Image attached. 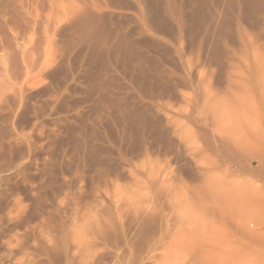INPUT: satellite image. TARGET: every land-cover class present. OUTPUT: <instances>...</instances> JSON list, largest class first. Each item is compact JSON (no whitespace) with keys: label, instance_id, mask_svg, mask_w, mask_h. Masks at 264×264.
<instances>
[{"label":"rangeland","instance_id":"obj_1","mask_svg":"<svg viewBox=\"0 0 264 264\" xmlns=\"http://www.w3.org/2000/svg\"><path fill=\"white\" fill-rule=\"evenodd\" d=\"M62 245L264 264V0H0V264Z\"/></svg>","mask_w":264,"mask_h":264},{"label":"bare ground","instance_id":"obj_2","mask_svg":"<svg viewBox=\"0 0 264 264\" xmlns=\"http://www.w3.org/2000/svg\"><path fill=\"white\" fill-rule=\"evenodd\" d=\"M65 241H66V240H65ZM59 244H60V243H59ZM64 245H65V244H64ZM68 246H69V245H68ZM84 246H85V245H84ZM86 246H87V245H86ZM61 247H62V252H64V256L62 257V258H64L62 264H72V260H73V257H74V256H73V252H72V254H71L70 252L68 253L67 251L69 250V248H67L66 246H63V245H62ZM57 248H58V247H57ZM65 248H67L68 250L66 251ZM9 249H10V248H9ZM33 249H34V248H33ZM45 249H46V248H45ZM49 249H50V248H49ZM86 249H87V248H85V251H86ZM10 250H11V249H10ZM43 250H44V249H43ZM43 250H42V253H43ZM58 250H60V252H61V249H60V248H59ZM31 251H32V250H31ZM35 251H36V250H35ZM35 251H34V252H35ZM37 251H38V249H37ZM39 251H41V250H39ZM47 251H48V250H47ZM50 251H51V250H50ZM85 251H84V252H85ZM90 251H91V250H90ZM62 252H61V253H62ZM87 252H88V253H87ZM87 252H85V253H86V254H89V250H88ZM11 253H12V252H11ZM36 253H37V252H36ZM42 253H41V254H42ZM52 253H53V252H52ZM61 253H60V256H61ZM90 253H91V252H90ZM29 254H30V253H29ZM33 254H34V253H33ZM41 254H40V255H41ZM53 254H54V253H53ZM67 254H68V255L70 254V255H69L70 257H69ZM75 254H78V253L76 252ZM43 255H46V253H45V254L43 253ZM71 255H72V257H71ZM35 256H37V255H35ZM35 256H34V257H35ZM46 256H47V255H46ZM55 256H56V257H55ZM57 256H58V255L54 254L52 257L58 258ZM60 256H59V258H60ZM77 256H78V255H77ZM49 257H51V256H49ZM79 257H80V256H79ZM83 257H84V258H83ZM83 257L80 258V260L83 259V260H82V263L84 262V260L86 261L87 257H89V256H87V255L84 256V255H83ZM91 257H92V256H91ZM118 257H119V256H118ZM35 258H36V257H35ZM55 258H54V260H55ZM74 258H75V257H74ZM98 258H99V257H98ZM46 259H47V258H46ZM46 259H45V260H46ZM122 259H123V258H122ZM49 260H50V258H49ZM75 260H76V258H75ZM87 260H88V259H87ZM50 261H51V260H50ZM50 261H49V262H50ZM59 261H60V260H59ZM97 261H98V260H97ZM35 262L38 263L37 260H36ZM35 262H34V263H35ZM51 262H52V261H51ZM57 262H58V261H57ZM86 262H87V263L84 262L83 264H90L91 261H86ZM120 262H121V261H120ZM44 263H45V262H44ZM47 263H48V262H47ZM47 263H46V264H47ZM55 263H56V261H55ZM126 263H127V262H126ZM35 264H36V263H35ZM40 264H41V263H40ZM59 264H60V263H59ZM121 264H122V263H121Z\"/></svg>","mask_w":264,"mask_h":264}]
</instances>
